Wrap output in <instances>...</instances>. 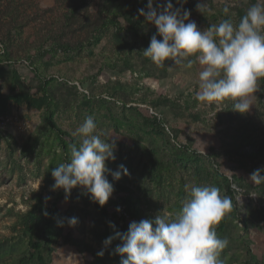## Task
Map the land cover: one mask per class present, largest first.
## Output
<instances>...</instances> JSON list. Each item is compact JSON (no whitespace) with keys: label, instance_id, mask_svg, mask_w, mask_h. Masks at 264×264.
<instances>
[{"label":"rangeland","instance_id":"374dc122","mask_svg":"<svg viewBox=\"0 0 264 264\" xmlns=\"http://www.w3.org/2000/svg\"><path fill=\"white\" fill-rule=\"evenodd\" d=\"M99 1L93 0L91 12ZM133 2V29L109 28L97 44L61 54L49 51L45 36L67 0H0L1 11L18 13V22L26 24L19 38L12 35L8 58L0 50V116L10 122L0 128V264H120L114 249L121 241L105 247V239L126 232L133 221L160 214L174 219L187 197L185 184L193 183L216 186L231 198L223 225L213 226L228 240L220 264H264V183L249 180L264 169V78L247 113L232 111L231 101H197L201 66L166 60L161 67L145 58L142 51L157 30L138 14L148 0ZM171 2L205 30L225 19L238 24L264 0H203L200 11L202 0ZM164 4L154 0L153 7ZM118 23L128 25L122 18ZM89 115L115 144L105 174L114 191L103 207L82 187L67 195L52 190L51 171L70 161L71 146L80 139L73 132ZM120 165L128 175L115 181L111 172ZM121 203L136 210L127 221L114 216ZM71 217L75 226L68 224ZM27 218L33 220V243L42 245L41 262L28 246ZM46 225L51 241L42 231ZM101 250L103 256L97 255Z\"/></svg>","mask_w":264,"mask_h":264},{"label":"clouds","instance_id":"9594fccd","mask_svg":"<svg viewBox=\"0 0 264 264\" xmlns=\"http://www.w3.org/2000/svg\"><path fill=\"white\" fill-rule=\"evenodd\" d=\"M153 2L148 0L147 10L138 9L139 16L157 30L142 51L143 56L161 67L166 60L189 69L198 63L201 70L195 99L208 104L231 101L232 111L247 113L257 82L264 78V3L251 5L238 24L225 19L200 30L194 21L189 22L187 10L181 14L180 9H173L171 0L157 7ZM204 7L203 0L197 4L199 11ZM223 11L227 14L229 8ZM73 136L80 138L79 143L71 146L69 162L52 169V190H63L67 195L82 187L93 202L103 207L114 191L105 174L109 172L106 162L115 160V144L109 142L107 133L97 131L91 115L85 117ZM262 173L264 169L253 171L250 182L264 183ZM111 175L119 181L128 171L120 165ZM185 191L187 197L174 219L160 214L155 220L133 221L126 232L106 238L104 246L114 239L121 241L114 249L121 257L120 264H220L219 255L228 240L218 237L213 226L232 209L231 198L222 196L216 186L185 184ZM77 222L76 217L68 218L69 226ZM103 254V250L97 253Z\"/></svg>","mask_w":264,"mask_h":264},{"label":"trees","instance_id":"16d2710c","mask_svg":"<svg viewBox=\"0 0 264 264\" xmlns=\"http://www.w3.org/2000/svg\"><path fill=\"white\" fill-rule=\"evenodd\" d=\"M93 0H67V8L60 15L56 23L52 22L50 29L46 30V41H49V51L54 50L61 54L82 50L91 45L97 44L102 35L109 28L117 31H128L133 29L134 25L130 23V16L135 12L136 3L133 0H100L95 6V11L91 12ZM18 13L15 16L10 11L0 10V21L6 20L4 31L0 34V50L1 56L8 58V47L14 40L12 35L18 38L23 34L26 27L25 23L18 22ZM122 18L128 24L127 27H122L118 23V19ZM9 27L6 29V27ZM2 27V26H1ZM2 35V36H1ZM4 36V39L2 38ZM50 124V120L47 119ZM58 134H63L61 131H56ZM123 205L129 215V218L135 214L136 210L130 203L118 204ZM116 207V208H117ZM116 208L114 216L116 217ZM223 223H220L221 227ZM25 229L28 234V246L31 252L36 253V261L41 262L40 257L41 243H33L32 237L34 232L33 220L27 218L25 221ZM47 241L52 240V234L49 227L46 225L42 229Z\"/></svg>","mask_w":264,"mask_h":264},{"label":"built area","instance_id":"2783aa9c","mask_svg":"<svg viewBox=\"0 0 264 264\" xmlns=\"http://www.w3.org/2000/svg\"><path fill=\"white\" fill-rule=\"evenodd\" d=\"M9 124H10L9 119L0 116V128H3ZM117 208L120 209L119 212L117 211ZM117 208H116V218L121 220V221H123V220L127 221L129 219V215H128L125 207L123 205H119Z\"/></svg>","mask_w":264,"mask_h":264}]
</instances>
